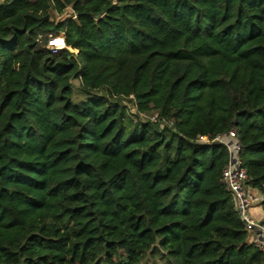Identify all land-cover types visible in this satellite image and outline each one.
<instances>
[{
  "label": "trees",
  "instance_id": "obj_1",
  "mask_svg": "<svg viewBox=\"0 0 264 264\" xmlns=\"http://www.w3.org/2000/svg\"><path fill=\"white\" fill-rule=\"evenodd\" d=\"M232 129L264 195V0H0V264H264Z\"/></svg>",
  "mask_w": 264,
  "mask_h": 264
},
{
  "label": "built area",
  "instance_id": "obj_2",
  "mask_svg": "<svg viewBox=\"0 0 264 264\" xmlns=\"http://www.w3.org/2000/svg\"><path fill=\"white\" fill-rule=\"evenodd\" d=\"M47 49L52 54L59 55L62 51L67 50L65 38L60 40L58 36H50ZM135 113L136 109L133 114ZM152 120L155 121L156 116ZM196 143L201 146L221 145L226 147L228 161L222 171L221 183L233 198L235 211L249 234V243L264 253V215L260 219H256L252 212L253 205L262 202L264 195L255 194L249 185L251 177L244 165V147L237 130L232 129L215 136L199 135L196 138Z\"/></svg>",
  "mask_w": 264,
  "mask_h": 264
},
{
  "label": "rangeland",
  "instance_id": "obj_3",
  "mask_svg": "<svg viewBox=\"0 0 264 264\" xmlns=\"http://www.w3.org/2000/svg\"><path fill=\"white\" fill-rule=\"evenodd\" d=\"M56 17H55V15L54 14H52V19H55ZM58 38L60 39V40H62L63 39V37H62V35H59L58 36ZM49 41V40H48ZM47 45H48V43L46 44V48H47ZM74 83V85L76 86V87H78V82L77 81H74L73 82ZM86 95L84 94V93H82L80 90H76V89H74V92H73V101H74V103H78V102H81V101H83V100H86ZM135 112V109H132L131 110V114H133ZM133 121L134 122H136L137 121V119L133 116ZM253 207H257L258 208V212L263 216L264 215V201H262V202H259V203H255L254 205H253ZM151 263L150 264H165V262L164 261H162L159 257H156L154 260H152V261H150Z\"/></svg>",
  "mask_w": 264,
  "mask_h": 264
},
{
  "label": "crops",
  "instance_id": "obj_4",
  "mask_svg": "<svg viewBox=\"0 0 264 264\" xmlns=\"http://www.w3.org/2000/svg\"><path fill=\"white\" fill-rule=\"evenodd\" d=\"M253 215L255 216L256 219H260L262 217V215L258 212V208L257 207H253Z\"/></svg>",
  "mask_w": 264,
  "mask_h": 264
}]
</instances>
